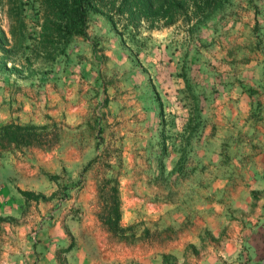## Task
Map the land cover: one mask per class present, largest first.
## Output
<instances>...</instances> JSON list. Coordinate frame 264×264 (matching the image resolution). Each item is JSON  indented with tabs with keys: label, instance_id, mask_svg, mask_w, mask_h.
Wrapping results in <instances>:
<instances>
[{
	"label": "rangeland",
	"instance_id": "obj_1",
	"mask_svg": "<svg viewBox=\"0 0 264 264\" xmlns=\"http://www.w3.org/2000/svg\"><path fill=\"white\" fill-rule=\"evenodd\" d=\"M262 21L264 0L153 29L89 14L86 37L54 62L0 66V127L48 134L32 146L0 138V264H264L263 199L223 181L239 170L209 112L252 94L247 61L262 55L247 43ZM115 182L117 233L102 220Z\"/></svg>",
	"mask_w": 264,
	"mask_h": 264
},
{
	"label": "trees",
	"instance_id": "obj_2",
	"mask_svg": "<svg viewBox=\"0 0 264 264\" xmlns=\"http://www.w3.org/2000/svg\"><path fill=\"white\" fill-rule=\"evenodd\" d=\"M1 2L8 29L4 32L0 27V66L12 62L11 56L16 55L29 66L31 60L54 62L66 54L73 38H85L89 14L100 15L110 23L113 17H120L129 27L144 22L153 29L158 23L170 27L178 20L205 21L223 8L225 0H4L3 5ZM26 8L32 22L28 30L23 15ZM44 130V126L7 123L0 127V138L13 146L42 145L48 137ZM116 186L115 182L102 217L103 224L113 233L120 231ZM19 193L25 198L31 196L25 191Z\"/></svg>",
	"mask_w": 264,
	"mask_h": 264
},
{
	"label": "crops",
	"instance_id": "obj_3",
	"mask_svg": "<svg viewBox=\"0 0 264 264\" xmlns=\"http://www.w3.org/2000/svg\"><path fill=\"white\" fill-rule=\"evenodd\" d=\"M255 20L253 22H256ZM247 46L253 53H257L258 50L262 55L258 60L251 55L247 61L246 68L252 72L250 81L248 79L245 81L251 86L252 94L239 93L235 97L216 99L213 101L214 109L209 112L214 114V119L223 120L224 131L230 135V164L235 165V169L239 170V174L231 170L225 175L223 181L242 183L241 189L245 191L243 193L246 196L252 193L263 199L257 209L261 213L264 208V29L252 34ZM200 114L205 118L204 105ZM7 118L10 117L7 115ZM228 191L230 197L237 194V190L232 189L230 185Z\"/></svg>",
	"mask_w": 264,
	"mask_h": 264
}]
</instances>
